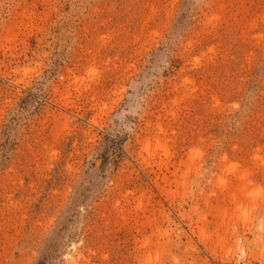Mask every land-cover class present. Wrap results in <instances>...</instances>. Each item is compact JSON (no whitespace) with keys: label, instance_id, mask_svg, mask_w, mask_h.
<instances>
[{"label":"rangeland","instance_id":"1","mask_svg":"<svg viewBox=\"0 0 264 264\" xmlns=\"http://www.w3.org/2000/svg\"><path fill=\"white\" fill-rule=\"evenodd\" d=\"M0 264H264V0H0Z\"/></svg>","mask_w":264,"mask_h":264}]
</instances>
